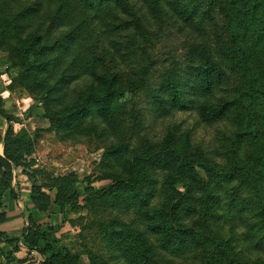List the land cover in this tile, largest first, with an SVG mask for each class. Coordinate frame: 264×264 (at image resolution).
I'll return each instance as SVG.
<instances>
[{"label":"trees","instance_id":"1","mask_svg":"<svg viewBox=\"0 0 264 264\" xmlns=\"http://www.w3.org/2000/svg\"><path fill=\"white\" fill-rule=\"evenodd\" d=\"M108 1L46 0L50 7L54 5L58 22H66L65 34L51 48L39 47V37L30 42V36L10 50L30 84L42 90L44 97L39 100L53 128L72 132L91 121L93 127L89 132L92 133L98 130V119L104 126L102 133L110 132L108 138L122 143V136L136 140L140 109L132 100L135 114L131 120L135 126L132 132H122L128 128L126 121L119 122L114 117L126 95L120 90L118 77L104 71L105 61L97 37L86 29L95 28L92 13L100 11L102 3ZM144 1L150 7L149 13H154L160 22L164 15L170 16L190 26L202 38L212 34L209 41L202 39L191 44L182 64L184 70L167 79L166 104L185 110L190 98L192 109L202 122L228 124L232 133L220 131L219 150L225 163L203 159L199 147L189 156L188 135H184L183 147L179 149L173 147L171 138L159 146L143 140L131 156L126 146H112L106 159L118 162V168L121 163H127L132 169L131 187L127 191L131 197L120 196L127 187L119 181L115 183V199L135 202L147 210L142 216L150 221V232L163 237L160 244L164 248L176 240L192 259L200 252L203 264H264V0ZM80 4L83 8H79ZM87 14L92 20H86ZM23 18L17 21L20 28L18 22ZM107 24L113 32H129L131 38L137 33L147 36L134 5H124L119 16ZM6 28H10L6 21L0 23V42L10 32L11 28ZM81 80H85L80 91H86L85 96L79 97L71 110H61L62 105L57 103L62 98L59 96ZM143 86L141 81L132 97ZM185 88L189 89V95L184 93ZM157 102L165 105L163 101ZM46 103L55 104L54 112ZM1 117L8 122L12 120L0 106ZM226 140L228 146H223ZM36 141L26 133L16 136L11 127L5 135L0 155V209L12 190L13 172L22 167ZM142 165L158 167L167 174L163 188L175 194L176 187L182 185L185 193L174 197L168 206L150 209L155 195L144 191V186L155 185L146 177L147 172L155 174V170L142 169ZM39 199L44 201L40 207ZM49 199L42 187L32 185L30 200L35 210H46ZM3 219L0 217V222ZM29 221L22 234L29 251L39 253L44 264H77L68 249L60 248L50 233L38 227L31 217ZM218 224H222V231ZM108 233L127 264H152L151 247L146 242L133 239V234L124 229H109ZM247 253L256 259H247Z\"/></svg>","mask_w":264,"mask_h":264},{"label":"rangeland","instance_id":"2","mask_svg":"<svg viewBox=\"0 0 264 264\" xmlns=\"http://www.w3.org/2000/svg\"><path fill=\"white\" fill-rule=\"evenodd\" d=\"M45 1L0 0V23L6 21V26L12 29L6 28L10 32L0 42V106L6 115L12 117L11 122L0 118V155L10 127L16 136L26 133L30 139H37L30 155L24 158L22 167L13 172L12 190L6 195L0 209V217L4 218L0 222V264H44L43 257L29 251L22 239V234L30 225V217L38 227L50 233L60 248L68 249L77 264H127L120 248L113 244L109 229H124L133 234V239L146 242L151 247L152 264H203L200 252L192 259L180 249V242L176 240L172 245L162 247L160 241L163 237L150 232V221L142 216L147 210L136 206L135 202L125 203L124 199H115V183L119 181H123L127 187L120 196H130L127 191L131 187L132 169L127 163H121L118 168V162L107 160L106 153L112 146L124 145L131 156L143 140L159 146L170 138L173 147L179 149L183 147L184 135H188L189 156L199 147L203 159L225 163V157L219 150L220 131L227 130L230 135L229 125L202 122L192 109L190 98L187 99L188 108L185 110L166 104L169 99L167 79H172L181 69L184 70L182 64L186 61V51L190 45L202 39L204 42L209 41L212 34L202 38L190 26L170 16L167 18L164 15L160 22L154 13H149L150 7L144 0H109L102 3L100 11L92 13L96 21L92 22L96 24L95 28L92 30L88 26L86 29L97 37L105 61L104 71L118 77L120 90L126 95L125 102L119 105L114 117L119 122L126 121L128 128L122 129V132H132L135 126L131 120L135 114L131 101L134 100L140 109L136 140L122 136V143L115 142L108 138L110 132L102 133L104 126L98 119L96 132H89L93 124L86 121L76 131L63 133L50 124L43 102L39 100L44 97L42 90L30 84V80L17 66L15 53L10 50L30 36V42L39 37V47L51 48L58 42V37L65 34L66 22H58L54 5L50 7ZM124 5L135 6L147 33L145 38L139 33L131 38L129 32H113L109 28L107 23L116 15L119 16ZM79 8H83V5L80 4ZM73 12L79 14L75 10ZM21 16L24 18L18 22L20 28L17 21ZM87 19L92 20V16L87 14ZM141 81L144 86L136 97H132ZM84 83L85 80H81L74 88L70 86L59 96L62 98L57 103L62 105L61 110H71L79 97L85 96L86 91L80 92ZM184 93L189 95V89L185 88ZM76 94L78 96L75 98ZM157 101H163L165 105H158ZM46 104L54 112L55 104ZM224 145L228 146L227 140ZM251 154L254 155L252 148ZM141 168L155 170V174H146L155 185L144 186V191L155 195L150 209L159 210V205L164 204L168 206L174 197L185 193L182 185L176 187L175 194L163 188L167 174L158 170V167L142 165ZM35 184L42 187V192L50 198L46 210H35L32 206L31 187ZM42 204L44 201L39 199L37 205L40 207ZM8 216L13 220L8 221ZM218 225L222 231V224ZM246 256L250 260L256 259L251 253Z\"/></svg>","mask_w":264,"mask_h":264},{"label":"crops","instance_id":"3","mask_svg":"<svg viewBox=\"0 0 264 264\" xmlns=\"http://www.w3.org/2000/svg\"><path fill=\"white\" fill-rule=\"evenodd\" d=\"M19 177H21V175H20ZM21 182H22V184H24L23 177H21ZM14 191H15V194H17V193H16V189H14ZM19 195H21V194H19ZM8 219H9L8 221L13 220V218L10 217V216H8Z\"/></svg>","mask_w":264,"mask_h":264}]
</instances>
